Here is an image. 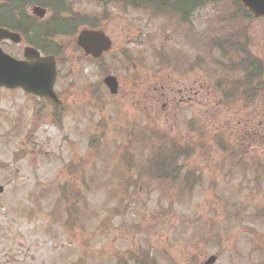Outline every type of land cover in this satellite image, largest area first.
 I'll return each mask as SVG.
<instances>
[{
    "label": "rangeland",
    "instance_id": "rangeland-1",
    "mask_svg": "<svg viewBox=\"0 0 264 264\" xmlns=\"http://www.w3.org/2000/svg\"><path fill=\"white\" fill-rule=\"evenodd\" d=\"M233 1L204 4L190 17L192 29L110 0L70 1L72 14L91 22L106 14L100 27L112 48L96 62L74 43L81 27L55 38L64 49L54 84L59 107L0 88V264H133L130 252L140 251L154 264H202L212 254L213 264H264V99L224 106L208 88L227 68L210 63L218 53L204 44L234 26L219 23L228 14L264 61V19L244 21ZM2 47L21 58L23 44ZM160 47L168 68L158 66ZM108 74L119 83L114 96L99 85ZM150 129L196 146L180 161L200 176L192 192L149 179L126 185L120 155L131 142L133 164L142 166L150 152L137 136ZM227 140L249 142L247 159L226 158L217 144ZM75 190L83 200L71 205L70 219Z\"/></svg>",
    "mask_w": 264,
    "mask_h": 264
},
{
    "label": "trees",
    "instance_id": "trees-1",
    "mask_svg": "<svg viewBox=\"0 0 264 264\" xmlns=\"http://www.w3.org/2000/svg\"><path fill=\"white\" fill-rule=\"evenodd\" d=\"M71 0H0V26L7 27L19 32L24 38V42L38 48L42 53H51L59 59L63 52L60 44L55 42V38L61 35H71L79 27L99 28L101 21L107 19L102 12L101 20L93 22L86 17L72 14L70 10ZM222 0H110L113 4L120 5L121 9H133L140 11H152L161 16H173L180 25H187L190 29L191 15L206 3H215ZM96 3L103 4V0H95ZM239 6L244 13V20L252 19L251 14L241 7L237 0L233 1ZM40 5L51 12V22L46 20L40 21L37 18L27 14L25 9L30 5ZM240 11V10H239ZM233 20V27L218 36L211 37L204 44L207 53L212 54L217 51L218 56L211 55L210 63L226 67L227 72L213 77L210 85L213 91L218 93L222 104H232L233 102L241 103L246 109L250 106H256L264 99V61L256 57L249 49V44L244 39V28L237 25V15L228 14L225 18H220L219 23ZM53 21V22H52ZM249 25V24H248ZM72 26V27H71ZM242 31V32H240ZM264 48V46H263ZM159 66L168 68L171 65V59L163 47L156 51ZM127 63H131L130 55L123 56ZM199 58L195 59L194 67L201 66ZM134 65V64H132ZM160 88V86H159ZM92 92V91H91ZM94 100L96 96L91 95ZM56 108V105H52ZM132 132V131H131ZM222 134L214 135V138L221 137ZM138 143L142 147H148L149 155L145 157L142 166L133 164V154L130 152L131 142L125 147L120 160L124 165L126 175V185H132L135 188L138 183L142 186L144 179L149 181H159L166 183L173 188L181 191L192 192L200 180V176L194 170L183 171V164L180 160L188 158L196 146L181 145L177 140L157 130L150 129L147 134L140 133ZM147 138V141L145 139ZM260 138V137H259ZM229 141L217 144V147L224 153L225 157L236 162L249 152V142L244 143L241 147L232 144ZM198 147V146H197ZM246 168H248L246 161ZM71 170V169H69ZM180 178L182 179L180 181ZM132 181L129 182V180ZM84 180L82 183L84 184ZM178 185L179 187H176ZM72 201H69L68 215L71 219L72 207L76 200H83L81 194L69 193ZM65 199V197L63 196ZM66 200V199H65ZM130 259L133 264H154L153 256L149 252H130Z\"/></svg>",
    "mask_w": 264,
    "mask_h": 264
},
{
    "label": "water",
    "instance_id": "water-1",
    "mask_svg": "<svg viewBox=\"0 0 264 264\" xmlns=\"http://www.w3.org/2000/svg\"><path fill=\"white\" fill-rule=\"evenodd\" d=\"M240 1L255 16H264V0ZM32 12L38 17H42L45 10L40 7H33ZM3 40L18 43L20 36L18 33L0 28V43ZM76 44L85 55L96 58L110 48L111 42L101 30L83 29L77 35ZM55 77L56 67L52 55H42L38 50L26 46L23 49V59H16L5 53L0 46V87L21 88L25 94L46 97L58 102L53 91ZM103 82L110 93H116L117 81L114 76L107 75ZM215 259L216 257L211 255L203 264H212Z\"/></svg>",
    "mask_w": 264,
    "mask_h": 264
},
{
    "label": "flooded vegetation",
    "instance_id": "flooded-vegetation-1",
    "mask_svg": "<svg viewBox=\"0 0 264 264\" xmlns=\"http://www.w3.org/2000/svg\"><path fill=\"white\" fill-rule=\"evenodd\" d=\"M180 91H181V90H180V89H178V90H177V93L179 94V92H180Z\"/></svg>",
    "mask_w": 264,
    "mask_h": 264
}]
</instances>
